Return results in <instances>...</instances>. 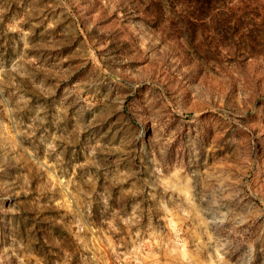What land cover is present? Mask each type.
I'll use <instances>...</instances> for the list:
<instances>
[{"label":"rangeland","instance_id":"374dc122","mask_svg":"<svg viewBox=\"0 0 264 264\" xmlns=\"http://www.w3.org/2000/svg\"><path fill=\"white\" fill-rule=\"evenodd\" d=\"M0 0V264H264V0Z\"/></svg>","mask_w":264,"mask_h":264},{"label":"trees","instance_id":"16d2710c","mask_svg":"<svg viewBox=\"0 0 264 264\" xmlns=\"http://www.w3.org/2000/svg\"><path fill=\"white\" fill-rule=\"evenodd\" d=\"M174 2H180V1H185L187 2V4L189 5H198V7H196L198 9V12L202 11H214L215 9V5L217 3H219L220 0H172Z\"/></svg>","mask_w":264,"mask_h":264}]
</instances>
